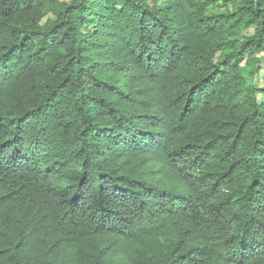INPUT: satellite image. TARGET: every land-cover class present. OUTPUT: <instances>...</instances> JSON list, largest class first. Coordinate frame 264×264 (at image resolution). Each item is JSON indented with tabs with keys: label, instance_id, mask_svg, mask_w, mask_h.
Listing matches in <instances>:
<instances>
[{
	"label": "trees",
	"instance_id": "1",
	"mask_svg": "<svg viewBox=\"0 0 264 264\" xmlns=\"http://www.w3.org/2000/svg\"><path fill=\"white\" fill-rule=\"evenodd\" d=\"M260 53L264 0H0V264H264Z\"/></svg>",
	"mask_w": 264,
	"mask_h": 264
},
{
	"label": "rangeland",
	"instance_id": "2",
	"mask_svg": "<svg viewBox=\"0 0 264 264\" xmlns=\"http://www.w3.org/2000/svg\"><path fill=\"white\" fill-rule=\"evenodd\" d=\"M257 59L260 61V64H259V67L262 69V68H264V53H260V54H258L257 56ZM263 73H262V71H261V73L256 77V81H257V83H258V86L260 87V88H262V83H263Z\"/></svg>",
	"mask_w": 264,
	"mask_h": 264
},
{
	"label": "bare ground",
	"instance_id": "3",
	"mask_svg": "<svg viewBox=\"0 0 264 264\" xmlns=\"http://www.w3.org/2000/svg\"><path fill=\"white\" fill-rule=\"evenodd\" d=\"M202 260V259H201Z\"/></svg>",
	"mask_w": 264,
	"mask_h": 264
}]
</instances>
